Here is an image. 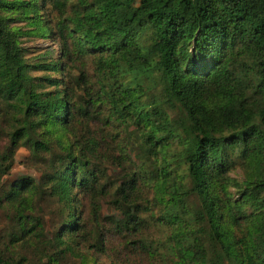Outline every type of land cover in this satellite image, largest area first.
Listing matches in <instances>:
<instances>
[{"label":"trees","instance_id":"1","mask_svg":"<svg viewBox=\"0 0 264 264\" xmlns=\"http://www.w3.org/2000/svg\"><path fill=\"white\" fill-rule=\"evenodd\" d=\"M0 207V264H264V0H0Z\"/></svg>","mask_w":264,"mask_h":264},{"label":"rangeland","instance_id":"2","mask_svg":"<svg viewBox=\"0 0 264 264\" xmlns=\"http://www.w3.org/2000/svg\"><path fill=\"white\" fill-rule=\"evenodd\" d=\"M25 46H27V58L29 60H35V56H39L45 53L46 50L51 51V57L57 58L60 55L59 51V43L53 41L51 39H41L36 37H24L22 39ZM88 70L91 72L93 69L92 61L87 63ZM30 151L25 148L21 147L16 152V163L12 170L10 176L4 178L6 181H15L22 176H33L36 179H39L41 176V172L36 169L33 165V162L30 160ZM110 173L114 178L115 182L118 180L120 182V170L115 169V167H110ZM37 206L36 214H39L44 221L45 232L48 238H53V234L57 229L60 222L63 220L57 213V204L54 201L50 200H40ZM90 210L87 208V213L85 218L89 219ZM11 213L0 207V231L6 232L10 231L13 227V223L11 220ZM122 217L121 212L119 209L115 208L111 203V198L106 197L102 199V210H101V226L105 228H109L111 226V222L114 219H120ZM103 224V225H102ZM90 229H94V223H90ZM152 231V229H151ZM158 234V233H153ZM19 254L21 256H28L30 258L35 256V250L33 247L22 246L19 245ZM43 261H48L47 258H44ZM40 262V260H39ZM107 262V259H105ZM64 264H78V260L71 255H68L67 259L63 262Z\"/></svg>","mask_w":264,"mask_h":264}]
</instances>
